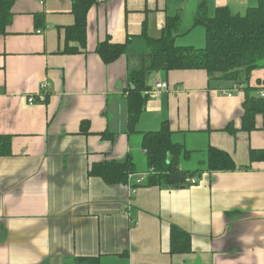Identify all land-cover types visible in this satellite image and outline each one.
I'll use <instances>...</instances> for the list:
<instances>
[{
  "label": "crops",
  "instance_id": "1",
  "mask_svg": "<svg viewBox=\"0 0 264 264\" xmlns=\"http://www.w3.org/2000/svg\"><path fill=\"white\" fill-rule=\"evenodd\" d=\"M201 1L97 0L86 46L75 53L63 52L72 0L14 1L0 35V264H264V67L248 79L263 100L251 130L241 128L243 88L210 84L203 69H174L150 76V89L158 81L168 88L148 94L136 130L127 131L139 35L158 38L179 14L175 44L203 47L205 29L192 24ZM205 4L212 16L222 6L243 13L258 0ZM128 37L129 52L103 62L97 45ZM45 80V100L29 104ZM164 122L189 151L177 166L197 171L193 185L144 183L143 134ZM209 146L228 152L235 168L207 170ZM126 159L135 168L127 183L89 174L93 164ZM172 226L189 235L187 251H171Z\"/></svg>",
  "mask_w": 264,
  "mask_h": 264
},
{
  "label": "trees",
  "instance_id": "2",
  "mask_svg": "<svg viewBox=\"0 0 264 264\" xmlns=\"http://www.w3.org/2000/svg\"><path fill=\"white\" fill-rule=\"evenodd\" d=\"M15 0H0V35L5 34ZM97 0H72L74 22L65 28V46L63 52L75 53L86 46L87 12ZM180 15L168 17L162 28L161 35L153 38L144 30L139 35V47L134 53L137 66L127 76L126 104L127 131L134 132L139 115L144 109L148 98L150 76L157 71L174 69H203L211 83H220L225 88H243L247 93L243 103L241 128H254L255 116L263 111V100L255 89L248 85L252 70L264 67V0L248 7L243 13H233L229 7H217L212 16L206 12L205 0L201 1L194 14L192 24L203 25L205 44L201 48L180 46L174 42L180 32ZM128 37L124 43H111L109 40L100 42L96 51L103 62L109 63L129 49ZM71 42L76 43L70 46ZM230 133L234 132L231 124L227 126ZM103 136H109L112 134ZM142 148L145 150L147 185H188L190 177L197 171L178 168L177 159L184 151L182 144L172 141L171 130L164 122L159 130L143 134ZM264 158V150L259 151ZM259 152L251 151L250 158H258ZM206 167L209 171H226L235 168L230 154L224 150L209 146L206 151ZM135 173L131 159L104 161L93 164L90 175L102 178L106 183H127L130 174ZM139 183H134L138 185ZM141 184V183H140ZM189 235L176 226L171 227V251L184 252L190 247ZM97 264L94 258H87Z\"/></svg>",
  "mask_w": 264,
  "mask_h": 264
},
{
  "label": "built area",
  "instance_id": "3",
  "mask_svg": "<svg viewBox=\"0 0 264 264\" xmlns=\"http://www.w3.org/2000/svg\"><path fill=\"white\" fill-rule=\"evenodd\" d=\"M40 32V31H37ZM49 87V83L45 80L40 83L39 90L36 95H28L27 102L29 104L34 103L35 101H44L47 96V90ZM168 88V85L165 81H158L154 84V87L149 90L148 94H157L159 91ZM261 95V94H260ZM132 177V174L129 175V178ZM136 182H141V178L137 179ZM196 183V179L194 177L189 179V184L193 185Z\"/></svg>",
  "mask_w": 264,
  "mask_h": 264
},
{
  "label": "rangeland",
  "instance_id": "4",
  "mask_svg": "<svg viewBox=\"0 0 264 264\" xmlns=\"http://www.w3.org/2000/svg\"><path fill=\"white\" fill-rule=\"evenodd\" d=\"M138 167L141 169L142 167L137 163ZM181 166H185L184 164H181Z\"/></svg>",
  "mask_w": 264,
  "mask_h": 264
}]
</instances>
